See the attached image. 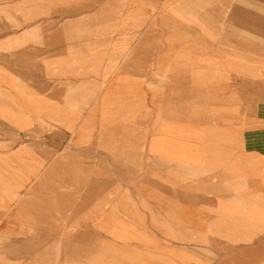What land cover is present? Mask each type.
Wrapping results in <instances>:
<instances>
[{
  "label": "crops",
  "instance_id": "0c3cea01",
  "mask_svg": "<svg viewBox=\"0 0 264 264\" xmlns=\"http://www.w3.org/2000/svg\"><path fill=\"white\" fill-rule=\"evenodd\" d=\"M258 89L264 0H0V264H27L17 238L54 216L120 264H176L166 237L216 264H264ZM33 124L70 144L57 165L48 135L33 147L11 130ZM175 165L197 176L175 180Z\"/></svg>",
  "mask_w": 264,
  "mask_h": 264
},
{
  "label": "rangeland",
  "instance_id": "374dc122",
  "mask_svg": "<svg viewBox=\"0 0 264 264\" xmlns=\"http://www.w3.org/2000/svg\"><path fill=\"white\" fill-rule=\"evenodd\" d=\"M264 89L261 91L258 89L257 98L262 96L264 99V95L262 94ZM249 111V110H248ZM247 110H242V113H247ZM242 124L238 126L240 133H244L248 130L247 125H243L244 120L241 119ZM240 122V123H241ZM9 127L0 126V130L4 131L7 130ZM12 132H16L18 134V139L21 144H31L37 146V144H41L40 141L42 136L48 135L49 139V165H57L58 157L63 156V152L66 153L70 152L69 143L68 146L63 149V142L64 140L60 139L58 136L57 127L52 125H40V124H33L27 126H12ZM14 129V130H13ZM57 129V130H56ZM61 152V153H58ZM37 152H40V148H38ZM146 153V152H145ZM70 158V157H69ZM69 158L66 157V161L68 162ZM143 163L145 166V174L144 180L147 183H151L153 180L151 176L148 175L146 171L149 170L150 164L148 157L143 158ZM66 162V163H67ZM64 163V164H66ZM162 165L167 166L166 163H162ZM171 171L175 174V180L178 178L180 181H184L186 176L191 174L192 176H197V174L187 169L184 166L175 165L171 166ZM40 175H34L36 177L35 181H40ZM119 174H114V178H118ZM65 175L59 173H50L49 174V185L50 187L56 188V185L63 186L65 182ZM130 177H136V175H130ZM178 181V180H177ZM58 182V183H57ZM164 197L167 198H174L175 193L169 191H162ZM146 197V196H145ZM147 199V197H146ZM149 204H152L150 200H147ZM147 203L145 208V214L150 212H159L162 213L159 207H153ZM175 208V207H174ZM163 211V210H162ZM165 212V211H163ZM170 212H173L171 210ZM58 217L54 216L52 221L48 222H33L29 226H31L30 231H26L29 236L27 237H18L16 240L17 245V258L21 260L25 256L28 260L27 264H94V259L96 260L97 264H120L124 262L123 255L121 253H111L110 251H116L114 248L106 249L104 239H96L98 243L94 248V253L87 252V249H81L79 247L85 248L84 245L87 244V240L85 238H74L68 237V235H72L74 231L73 223L71 221H57ZM149 226V230H153L152 223H146ZM183 227V226H182ZM180 228L181 232H184V228ZM147 230V229H146ZM66 235V236H63ZM166 237V236H165ZM161 243L164 246H172L171 249H175L176 253H168L162 254L161 257L171 258L174 254L176 255V264H216L219 262L217 255H203L204 259L201 258L202 255L199 253H188L186 250L187 248L179 247V244L182 242L176 241L175 238L169 239L166 237L165 239L161 238ZM114 245V244H113ZM106 251H109L108 253ZM146 264H163V260L158 263H153V260H149L147 257L152 255H142ZM247 257L248 255H242ZM91 258V261L89 260ZM107 259V260H105Z\"/></svg>",
  "mask_w": 264,
  "mask_h": 264
},
{
  "label": "bare ground",
  "instance_id": "6f19581e",
  "mask_svg": "<svg viewBox=\"0 0 264 264\" xmlns=\"http://www.w3.org/2000/svg\"><path fill=\"white\" fill-rule=\"evenodd\" d=\"M23 208V207H22Z\"/></svg>",
  "mask_w": 264,
  "mask_h": 264
}]
</instances>
